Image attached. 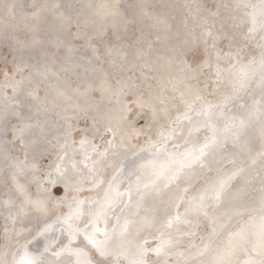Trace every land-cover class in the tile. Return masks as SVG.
Listing matches in <instances>:
<instances>
[{
	"label": "snow or ice",
	"instance_id": "1",
	"mask_svg": "<svg viewBox=\"0 0 264 264\" xmlns=\"http://www.w3.org/2000/svg\"><path fill=\"white\" fill-rule=\"evenodd\" d=\"M60 7L0 0V32L20 53L0 86V116L20 122L13 135L22 144L27 134L36 136L29 143L46 142L26 114L46 111L40 93L51 84V69L23 53L40 42L49 14L70 23ZM187 7L186 34L206 57L189 63L186 45H173L175 71L169 58L154 76L151 43L126 53L127 75L102 88L121 105L117 126L109 121L77 140L68 123L47 169L36 157L15 165L33 178L21 183L14 174L0 202V264H264V0ZM96 8L119 15L115 4ZM144 15L170 28L165 17ZM137 72L154 95L137 94ZM123 101L151 113L142 142L123 131L131 111ZM57 185L64 195L53 193Z\"/></svg>",
	"mask_w": 264,
	"mask_h": 264
},
{
	"label": "bare ground",
	"instance_id": "2",
	"mask_svg": "<svg viewBox=\"0 0 264 264\" xmlns=\"http://www.w3.org/2000/svg\"><path fill=\"white\" fill-rule=\"evenodd\" d=\"M21 2L29 10L33 5L58 4L61 6L58 11L63 12L70 23L64 25L54 15L49 14L47 22L42 26L40 42L23 53L26 63L40 61L51 69L50 86L42 85V88L47 91V97L45 98L44 90L40 93L39 107L46 111L26 114V119L39 126L36 132L38 133L42 128L47 136L46 142L29 143L30 140H35L36 136L27 134L22 144L19 139H14L13 135V129L20 122L15 117H9L7 122L0 116V121H3V127L0 126V147L4 148L3 154L0 153V202L6 198V193L14 188V174L15 179L21 183L25 180L31 181L33 178L29 174L30 169L26 168L23 173L17 172L15 165L18 162L24 161L27 157L28 164H31L36 157V162L39 163L44 154H50L49 166L56 159L57 151L53 146L57 138L62 137L68 123L72 124L73 135L77 140L80 138L77 133L83 134L84 130H91L93 127L103 131L109 121L112 122L113 127L117 126L121 105L117 104L115 99L106 94L102 88L105 82L121 79L127 75V64L123 70L120 67L125 62L126 53L136 48L147 51L151 43L153 64L156 67L154 76L164 72L165 62L169 58H172L173 65L167 71H175L176 63L171 52L173 45H186L188 49L186 59L189 63L201 61L206 57L203 46L200 45L197 49L194 37L186 34L187 30L183 21L189 12L187 6L204 4L214 11L215 4L226 3L228 0H21ZM100 4L118 5L119 15L115 17L98 15L96 6ZM145 11L153 16L165 17L170 28L165 30L160 26H154L152 16L146 17ZM109 17H113L115 23L105 32L101 30L98 33V29L102 28L101 26ZM120 26H125V29L121 30L118 28ZM129 45L134 47L130 49ZM60 46L63 48L59 49ZM220 46L227 51L228 41L224 40ZM41 51L43 53L38 57L37 53ZM18 54L20 53L15 51V45L11 39H6L0 44L2 58L0 86L5 82V73L12 74L13 57ZM68 54L71 57L76 55V57L69 59ZM156 57H159V60H156ZM136 75L139 77L137 94H143L146 98L154 95L153 82L145 80L139 72ZM90 87L93 88L91 91ZM123 103L131 108V111L124 113L126 119L123 131L133 144L138 140L142 142L144 137L139 130L142 128L146 130V122L143 121H150L151 113H145L137 105H131L128 101ZM84 115L88 116V122L86 125H80L78 121ZM67 116L73 119L68 121L65 119ZM140 117L144 120L141 124H137L136 120ZM6 128L9 133L7 137L3 132ZM40 139L45 141V138ZM108 139H111V136ZM96 140L99 141V135ZM42 151L41 156L39 154ZM35 175H39V172ZM57 187L60 188L61 185ZM31 191L35 192V184H32ZM55 195L62 196L64 191ZM64 210L66 211V208ZM2 227L3 219L0 217V229ZM2 235L0 231V241Z\"/></svg>",
	"mask_w": 264,
	"mask_h": 264
},
{
	"label": "rangeland",
	"instance_id": "3",
	"mask_svg": "<svg viewBox=\"0 0 264 264\" xmlns=\"http://www.w3.org/2000/svg\"><path fill=\"white\" fill-rule=\"evenodd\" d=\"M32 10V9H31ZM113 23H115L114 22V20H113V17H109V19L107 18V21L105 22V23H103V25H102V23H101V27L102 28H99L98 29V33L102 30V31H106V30H108L109 29V27H110V25H113ZM118 28H121V30H124L125 29V26H120V27H118ZM6 40V38L2 35V32H0V44L1 43H3L4 41ZM88 44H89V42H87ZM62 46H60L59 47V49H62L61 48ZM43 52L41 51V52H39V53H37V55H38V57H39V55H41ZM70 53V52H69ZM70 54H68V58L69 59H72V58H74V56L76 57V55H74L73 57H71V55L69 56ZM19 57H20V54H18L17 56H16V58L17 59H19ZM71 57V58H70ZM2 58H1V55H0V60H1ZM13 59H14V57H13ZM23 59H24V56H23ZM0 75H1V71H0ZM87 117V118H86ZM144 119L142 118V117H140L139 119H137L136 120V123L137 124H141L142 123V121H143ZM7 122H8V120H7ZM79 124L80 125H86L87 124V122H88V116H86V115H84V116H82V118H80L79 119ZM143 122H146L147 123V121H143ZM7 129V128H6ZM6 135V137L9 135V133L7 132V130L6 131H3ZM3 132H2V134H3ZM4 135V134H3ZM110 136V135H109ZM109 136L107 137V138H109ZM29 146L31 145V144H28ZM30 147H32V145L30 146ZM3 152H4V148H2V147H0V153H2L3 154ZM50 159V154H44L41 158H40V162L39 163H41L42 164V166H43V168L44 169H47L48 168V160ZM57 187V186H56ZM64 190H63V188H62V186L60 187V191L59 192H56V189L55 188H53V192L55 193V194H59V193H62ZM2 243V239H1V241H0V244Z\"/></svg>",
	"mask_w": 264,
	"mask_h": 264
},
{
	"label": "water",
	"instance_id": "4",
	"mask_svg": "<svg viewBox=\"0 0 264 264\" xmlns=\"http://www.w3.org/2000/svg\"><path fill=\"white\" fill-rule=\"evenodd\" d=\"M93 88L90 87V91L92 90ZM3 121H0V126L3 127V124H2ZM26 170V169H25ZM18 176V175H17ZM19 177V176H18ZM1 182V181H0Z\"/></svg>",
	"mask_w": 264,
	"mask_h": 264
}]
</instances>
